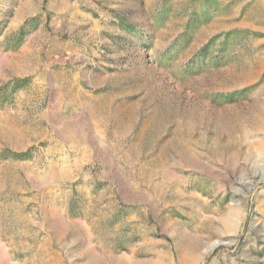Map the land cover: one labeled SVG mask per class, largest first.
I'll list each match as a JSON object with an SVG mask.
<instances>
[{
  "label": "rangeland",
  "instance_id": "obj_1",
  "mask_svg": "<svg viewBox=\"0 0 264 264\" xmlns=\"http://www.w3.org/2000/svg\"><path fill=\"white\" fill-rule=\"evenodd\" d=\"M0 264H264V0H0Z\"/></svg>",
  "mask_w": 264,
  "mask_h": 264
}]
</instances>
